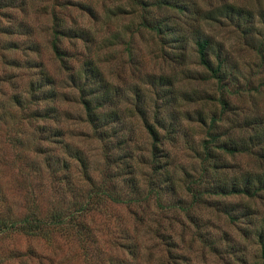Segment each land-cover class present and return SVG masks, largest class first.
Instances as JSON below:
<instances>
[{
	"label": "rangeland",
	"instance_id": "374dc122",
	"mask_svg": "<svg viewBox=\"0 0 264 264\" xmlns=\"http://www.w3.org/2000/svg\"><path fill=\"white\" fill-rule=\"evenodd\" d=\"M183 1L210 8L226 0ZM227 1L264 6V0ZM4 2L13 7L7 15L0 7V217L20 219L33 207L42 215L57 209L80 215L75 209L92 191L102 197L81 212L85 235L72 227L52 229L48 238L17 231L1 236L0 264H262L255 227L264 225V191L250 196L216 190L243 183L245 172L264 169V161L250 152L232 156L212 144L217 157L206 159L204 151L213 116L220 139L240 144L250 143L253 134L243 119L264 118V60L242 30L230 21L202 25L229 57V85L221 91L216 79L205 78L194 41L181 49L160 38L142 25L144 10L135 0H0V6ZM53 10L77 32L61 39L64 64L50 43ZM149 15L191 21L169 8H153ZM89 60L113 97L105 110L118 113L108 137L95 132L80 99ZM41 67L55 79L56 98L36 106L55 111L49 120L32 123L29 110L12 97L19 93L27 100ZM222 94L230 103L225 110ZM149 123L168 153L169 172L159 180ZM129 164L137 187L130 184ZM151 181L162 188L159 198L149 191ZM106 189L122 201L103 195ZM133 244L140 252L135 258L128 249Z\"/></svg>",
	"mask_w": 264,
	"mask_h": 264
},
{
	"label": "trees",
	"instance_id": "16d2710c",
	"mask_svg": "<svg viewBox=\"0 0 264 264\" xmlns=\"http://www.w3.org/2000/svg\"><path fill=\"white\" fill-rule=\"evenodd\" d=\"M13 1V0H12ZM136 5H140L144 10L142 25L154 31L157 35L160 36L163 40L168 42H173L176 45L180 46L181 49H184V46L188 45L190 39L194 41L195 49L198 54L199 63L205 68L207 72L205 78L207 79H216L218 82L221 91L226 89L228 84V70L226 69L228 63V55L225 53V45L222 46L221 42L215 41L209 34L206 33L202 25L209 22H221V21H230L235 26L240 28L242 32L247 36V39L251 41L257 50L260 53L261 58L264 60V6L258 5L256 8L251 6L246 2H230V1H221L218 5H211L210 8H202V6L196 4L189 5L183 0H135ZM3 14L7 15V9H12V3L4 2L1 4ZM153 8H169L178 12L181 15L191 18V21H188L185 18V24L182 23V18L178 22H171L168 18H159L158 16L149 15L152 13ZM92 11L91 8H88ZM193 14V16H188ZM54 25L52 27V39L51 47L53 48L55 54L62 63H66L65 53L60 47L61 39L70 33L77 34L69 28H66L64 25V20L59 16L54 10ZM67 29V30H66ZM10 34H12L13 29H10ZM70 36V35H69ZM72 36V34H71ZM9 49H17L15 44L8 46ZM183 63L185 58V52L181 51L178 56ZM13 63V62H11ZM16 62L13 63V65ZM23 65V64H22ZM34 67V66H32ZM40 75L37 78L31 79L28 88L27 100L23 99L22 94L17 93L12 99L17 102V106L21 105V108L29 110L30 122L33 123L34 120H44L47 121L52 117L55 107L48 106H36V104L42 103L43 101L56 98V91L54 90L53 85L55 84V79L48 74V72L41 67ZM82 74L85 76V81L80 83L78 89L80 92V99L83 107L86 111L87 121L93 126L95 132H97L101 137H108L107 130L109 129L111 123L117 120V112L106 111L105 108L109 106L113 97L110 93V90L107 89V84L104 81L102 71L94 63L93 60L86 61L85 68L83 69ZM81 78V77H80ZM153 78H155L153 76ZM159 80L164 79L163 76L158 77ZM76 81V80H75ZM155 82L154 79H152ZM99 85L103 87L102 91L99 90ZM224 94V92H223ZM220 97V103L222 104V109L225 110L229 107L230 103L223 96ZM17 98V99H16ZM11 99V100H12ZM117 113V114H116ZM251 117V116H249ZM245 117L244 122L250 126L253 130V134L249 140L250 143H236L232 141H222L220 139L219 133L214 130V124L216 122L215 116L210 119V129L208 131V139L204 142V151L206 152L205 158L217 157L218 152L212 148L216 147L220 152H226L232 156L237 154H243L250 152L258 156L262 161H264V118H249ZM254 118V119H253ZM261 120V121H258ZM240 122V126L244 123ZM43 135L48 130V127L43 125ZM147 129L152 138V169L154 171V176L163 175L169 172L168 167V153L163 150V141L161 135L157 128L152 124L147 125ZM122 143V140L120 141ZM112 156V154L110 155ZM125 158L124 157H121ZM123 160V159H122ZM126 162V158L123 160ZM67 169L68 165L64 161ZM127 174L135 171L133 165L129 164ZM243 183L240 181H233L231 186L222 187L219 186L216 190L217 194H245L250 196H256L257 194L264 191V169L257 172L246 171L244 174ZM153 176V177H154ZM130 184L131 186L135 185L134 181L136 173L130 174ZM127 179V177H125ZM137 179V178H136ZM154 179V178H153ZM133 180V181H132ZM157 180V181H158ZM149 191L154 192L155 195L159 198L160 190L162 191L161 186L154 181H151ZM155 185V187H154ZM137 187V186H136ZM103 195L110 196L117 202H121L120 194L116 193L115 195L112 191L108 189L104 190ZM93 195V196H92ZM88 196V199L81 205L76 207V211L81 212L87 211L95 207V200L100 199L101 193L100 190L92 191ZM94 195H97L99 198H94ZM199 195V194H198ZM138 197H132L131 199ZM80 215H76L74 211L68 212L65 209H57L52 211L47 215H42L39 212L38 208H32L30 211H27L26 214L19 218L14 216L7 215L6 217H0V237L8 234L10 231H17L22 234L30 236H42L48 238L50 231L63 229H72L75 227L78 229L80 235H85L89 232L87 224L80 219ZM256 228V235H258L260 244H261V258L262 264H264V225L260 228ZM162 235V232L159 233ZM171 245L169 248V254L174 256L176 244L174 239H170L166 244ZM133 244L128 246L129 252L133 253L134 258L140 255L139 248ZM151 256V253L150 255ZM119 264H121L119 262Z\"/></svg>",
	"mask_w": 264,
	"mask_h": 264
}]
</instances>
